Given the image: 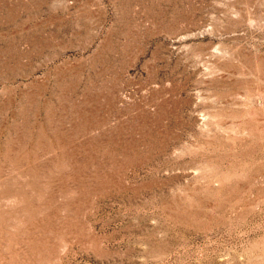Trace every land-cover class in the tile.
Wrapping results in <instances>:
<instances>
[{
  "label": "rangeland",
  "instance_id": "1",
  "mask_svg": "<svg viewBox=\"0 0 264 264\" xmlns=\"http://www.w3.org/2000/svg\"><path fill=\"white\" fill-rule=\"evenodd\" d=\"M0 264H264V0H0Z\"/></svg>",
  "mask_w": 264,
  "mask_h": 264
}]
</instances>
